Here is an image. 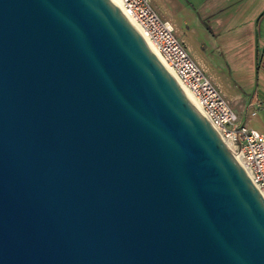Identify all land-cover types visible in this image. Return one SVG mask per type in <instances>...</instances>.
Segmentation results:
<instances>
[{
  "label": "water",
  "instance_id": "95a60500",
  "mask_svg": "<svg viewBox=\"0 0 264 264\" xmlns=\"http://www.w3.org/2000/svg\"><path fill=\"white\" fill-rule=\"evenodd\" d=\"M0 264H264V196L113 0H0Z\"/></svg>",
  "mask_w": 264,
  "mask_h": 264
},
{
  "label": "crops",
  "instance_id": "0c3cea01",
  "mask_svg": "<svg viewBox=\"0 0 264 264\" xmlns=\"http://www.w3.org/2000/svg\"><path fill=\"white\" fill-rule=\"evenodd\" d=\"M148 1L239 120L264 132V0Z\"/></svg>",
  "mask_w": 264,
  "mask_h": 264
},
{
  "label": "built area",
  "instance_id": "2783aa9c",
  "mask_svg": "<svg viewBox=\"0 0 264 264\" xmlns=\"http://www.w3.org/2000/svg\"><path fill=\"white\" fill-rule=\"evenodd\" d=\"M122 10L141 28L162 63L193 97L202 114L221 134L264 196V132L240 121L220 89L196 63L172 27L148 0H119ZM255 111H251L253 115Z\"/></svg>",
  "mask_w": 264,
  "mask_h": 264
},
{
  "label": "bare ground",
  "instance_id": "6f19581e",
  "mask_svg": "<svg viewBox=\"0 0 264 264\" xmlns=\"http://www.w3.org/2000/svg\"><path fill=\"white\" fill-rule=\"evenodd\" d=\"M116 5L119 7V9L122 11V13L134 24V26L142 33L141 28L139 27V25L129 16L127 15L121 8V4L119 2V0H113ZM143 34V33H142ZM144 36V35H143ZM145 37V36H144ZM146 38V37H145ZM147 40V38H146ZM149 43V42H148ZM150 44V43H149ZM150 46L152 47V49L154 50V52L156 53V50L153 48V46L150 44ZM168 69V68H167ZM169 70V69H168ZM171 72V74L175 77V75L173 74V72L171 70H169ZM176 78V77H175ZM177 80V78H176ZM178 81V80H177ZM179 82V81H178ZM182 89L184 90V92L186 93V95L190 98V100L196 105V107L201 111L199 105L196 103V101L193 99V97L182 87Z\"/></svg>",
  "mask_w": 264,
  "mask_h": 264
}]
</instances>
